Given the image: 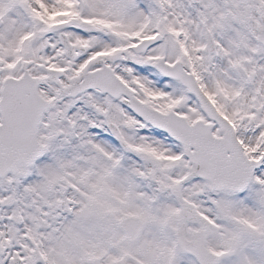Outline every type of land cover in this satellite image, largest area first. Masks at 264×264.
I'll list each match as a JSON object with an SVG mask.
<instances>
[{"label": "snow or ice", "instance_id": "obj_1", "mask_svg": "<svg viewBox=\"0 0 264 264\" xmlns=\"http://www.w3.org/2000/svg\"><path fill=\"white\" fill-rule=\"evenodd\" d=\"M0 264H264V0H0Z\"/></svg>", "mask_w": 264, "mask_h": 264}]
</instances>
